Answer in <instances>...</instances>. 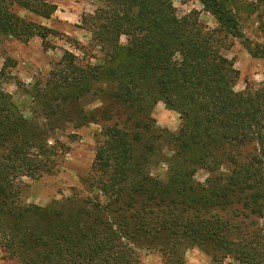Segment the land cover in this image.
Wrapping results in <instances>:
<instances>
[{
    "label": "trees",
    "instance_id": "trees-1",
    "mask_svg": "<svg viewBox=\"0 0 264 264\" xmlns=\"http://www.w3.org/2000/svg\"><path fill=\"white\" fill-rule=\"evenodd\" d=\"M198 2L214 27L197 10L178 16L173 0H98L80 27L103 61L82 65L64 49L45 79L17 80L31 116L3 87L14 65L4 61L0 264H141L146 250L159 252L160 264H187L190 247L209 264H264V82L237 90L239 71L223 54L239 39L264 59V42L243 32L263 0ZM55 10L46 0H0V41L45 42L56 32L20 11L49 18ZM87 97L99 105L86 110ZM158 102L178 114L176 131L150 116ZM61 121L100 126L81 180L90 194L27 203L25 180L54 174L66 153L53 136ZM161 165L165 178L151 173Z\"/></svg>",
    "mask_w": 264,
    "mask_h": 264
},
{
    "label": "rangeland",
    "instance_id": "rangeland-1",
    "mask_svg": "<svg viewBox=\"0 0 264 264\" xmlns=\"http://www.w3.org/2000/svg\"><path fill=\"white\" fill-rule=\"evenodd\" d=\"M55 4L56 10L49 18L36 17L20 11L21 15H28L31 19L52 28L56 33L49 36L45 42L39 37H33L27 42H21L13 38L0 41V67L4 61L9 60L14 65L8 70L13 78L3 85L4 89L12 94L14 99L20 102L21 109L26 115L31 116L28 107V99L23 91L16 86L19 80L26 86H30L35 80L46 78L51 66L57 62L64 49L76 55L77 62L101 63L102 53L91 48L88 44L90 34L80 27V18L83 13H91L98 0H46ZM256 2V0H246ZM178 16H182L191 10L198 11L199 20L208 27H214L213 17L202 10L198 0H173ZM257 12L247 16L243 23V32L251 41L264 42V0ZM258 16V17H257ZM260 19V21H259ZM121 37V42H124ZM223 54L232 58L234 66L239 71L235 85L237 90L243 89L247 84L255 87L264 82V59L251 57L239 39H231V44L223 50ZM85 109L89 110L99 105L94 98H83ZM157 126L176 131L180 125L178 114L166 108L162 102L155 104L150 112ZM61 127L55 130L53 136L63 142L67 148L61 155L57 171L51 175H43L36 179H26L23 186L22 198L27 203H35L45 206L54 203H62L66 198H73L75 193L84 197L90 194L82 185V178L91 170V163L98 144L100 126L90 123L80 127H74L72 121H61ZM72 134H76L73 136ZM53 140H49L52 142ZM151 173L165 178L164 166L151 168ZM197 180H203L204 171L196 174ZM95 192H92L93 194ZM67 202V201H65ZM187 264H209V255L199 247L187 248L183 254ZM141 264H160L162 256L154 250H146L141 253ZM233 264V263H224Z\"/></svg>",
    "mask_w": 264,
    "mask_h": 264
}]
</instances>
